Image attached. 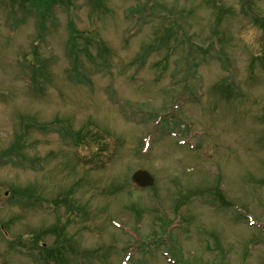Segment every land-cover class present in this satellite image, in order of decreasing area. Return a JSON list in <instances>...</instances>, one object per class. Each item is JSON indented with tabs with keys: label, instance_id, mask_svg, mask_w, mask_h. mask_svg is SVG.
<instances>
[{
	"label": "rangeland",
	"instance_id": "obj_1",
	"mask_svg": "<svg viewBox=\"0 0 264 264\" xmlns=\"http://www.w3.org/2000/svg\"><path fill=\"white\" fill-rule=\"evenodd\" d=\"M263 107L264 1L0 0V264H264Z\"/></svg>",
	"mask_w": 264,
	"mask_h": 264
},
{
	"label": "water",
	"instance_id": "obj_2",
	"mask_svg": "<svg viewBox=\"0 0 264 264\" xmlns=\"http://www.w3.org/2000/svg\"><path fill=\"white\" fill-rule=\"evenodd\" d=\"M133 180L135 183H137L141 187L151 186L153 184V181H154L151 174L149 172L143 171V170L137 171L133 175Z\"/></svg>",
	"mask_w": 264,
	"mask_h": 264
}]
</instances>
